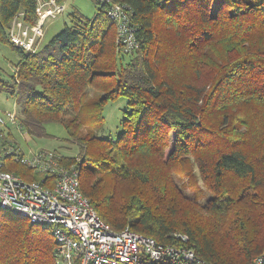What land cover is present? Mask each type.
<instances>
[{"label":"trees","instance_id":"16d2710c","mask_svg":"<svg viewBox=\"0 0 264 264\" xmlns=\"http://www.w3.org/2000/svg\"><path fill=\"white\" fill-rule=\"evenodd\" d=\"M94 2L93 18L73 14L31 53L7 32L22 11L35 23L36 0H0V44L19 58L0 94L14 99L21 132L42 138L44 125H62L76 154L61 164L78 172L98 219L196 257L137 264H264V0ZM114 3L128 11L137 48L117 41ZM89 89L101 106L127 100L115 139L90 131L105 123L99 112L67 118ZM16 156L0 170L46 183ZM0 210V264H57L50 227Z\"/></svg>","mask_w":264,"mask_h":264},{"label":"built area","instance_id":"2783aa9c","mask_svg":"<svg viewBox=\"0 0 264 264\" xmlns=\"http://www.w3.org/2000/svg\"><path fill=\"white\" fill-rule=\"evenodd\" d=\"M101 3L108 0H98ZM36 21L33 25L23 19V11L11 19L8 39L25 52H35L44 37L48 20L61 17L66 6L58 0H36ZM108 17L115 23L117 41L125 52L137 48L134 32L129 28L125 7L114 3ZM16 113L0 117V126L11 125L20 132L22 127ZM0 131V169L4 155L15 154L16 160L46 178L27 181L20 176L0 170V208L23 216L33 224L51 228L56 244L57 264H137L141 255L150 260L196 261L194 252L183 246L160 244L128 229L114 232L104 224L80 192L79 174L73 167L61 164L55 151H40L26 159L18 145ZM183 242L187 237L180 236ZM260 260L254 264H259Z\"/></svg>","mask_w":264,"mask_h":264},{"label":"rangeland","instance_id":"374dc122","mask_svg":"<svg viewBox=\"0 0 264 264\" xmlns=\"http://www.w3.org/2000/svg\"><path fill=\"white\" fill-rule=\"evenodd\" d=\"M94 3V0H64L66 11L61 17H58L55 20H48L45 23V38L42 39L40 43L41 46L49 42V40L58 34L65 26L70 27L72 25L71 17H73V14L88 19L93 18L97 11ZM18 60L19 58L15 51H13L9 46L0 44V76L7 80L12 73L14 74V65L18 62ZM99 98L100 95L98 93H94L93 90L89 89L86 92L84 105H82L83 107L78 109L75 113L68 114L67 118L77 116L78 119L86 122L99 112L102 114V118L105 119L103 126L94 128L87 126L86 128H90V131L100 138L115 139L122 132L121 122L129 110L127 100L123 97H119L116 100L101 106L97 104ZM14 108V99H11L6 94L1 93L0 117L5 119V115L7 113H15L16 111ZM44 128V133H46L47 136L42 138L27 135L11 125H7L6 127L0 126V131H3L4 135H7L8 132H10L11 139L16 142L18 145L17 147L20 148L26 159H29V157L33 154L42 150L55 151L57 154L64 156H74L76 154L75 146L65 141V139H68L69 136L68 132H66L62 125L52 122L44 125ZM170 150L171 147L168 149V152H170ZM174 178L177 185L181 187V191L184 195L188 198H192V193L188 190L186 184L182 185L183 180L176 177ZM205 195L209 198L208 193ZM203 199L205 200L206 198ZM49 232L51 233V230H49Z\"/></svg>","mask_w":264,"mask_h":264},{"label":"crops","instance_id":"0c3cea01","mask_svg":"<svg viewBox=\"0 0 264 264\" xmlns=\"http://www.w3.org/2000/svg\"><path fill=\"white\" fill-rule=\"evenodd\" d=\"M44 38H45V36H44L42 39H44ZM41 41H42V40H41ZM39 44H40V43H39ZM40 46H41V44H40ZM14 109H15V111H16L15 113L17 114L18 111H17V109H16V106H15Z\"/></svg>","mask_w":264,"mask_h":264}]
</instances>
